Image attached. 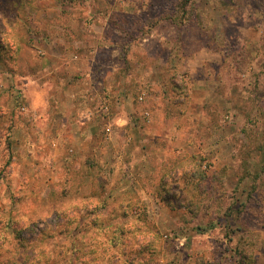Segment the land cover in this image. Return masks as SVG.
Returning <instances> with one entry per match:
<instances>
[{"label": "rangeland", "instance_id": "1", "mask_svg": "<svg viewBox=\"0 0 264 264\" xmlns=\"http://www.w3.org/2000/svg\"><path fill=\"white\" fill-rule=\"evenodd\" d=\"M107 262L264 264V0H0V264Z\"/></svg>", "mask_w": 264, "mask_h": 264}, {"label": "trees", "instance_id": "2", "mask_svg": "<svg viewBox=\"0 0 264 264\" xmlns=\"http://www.w3.org/2000/svg\"><path fill=\"white\" fill-rule=\"evenodd\" d=\"M91 246H93V248H92L93 250H92L91 248H89V250H88V251H89V254H93L92 251H94V249H95V248H94V245H91ZM87 248H88V247H87ZM90 249H91V250H90ZM78 251H79V250H78ZM76 252H77V251H76ZM74 257H75V259H76L77 255H74ZM91 260H92V262H94V260H96V259L92 257ZM107 263H108V262H107ZM108 264H109V263H108Z\"/></svg>", "mask_w": 264, "mask_h": 264}]
</instances>
